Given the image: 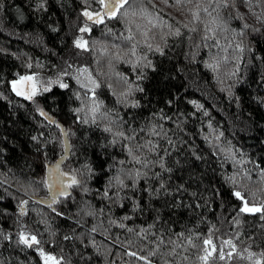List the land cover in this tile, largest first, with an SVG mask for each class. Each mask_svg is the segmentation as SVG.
<instances>
[{
	"label": "trees",
	"instance_id": "16d2710c",
	"mask_svg": "<svg viewBox=\"0 0 264 264\" xmlns=\"http://www.w3.org/2000/svg\"><path fill=\"white\" fill-rule=\"evenodd\" d=\"M129 3L137 9L143 5L154 16L159 13L149 35L164 47L163 53L143 44L135 56L125 52L131 42L125 39L123 19L96 23L83 15L85 7L98 11L93 0H0V264H43L35 247L19 242L21 228L37 234L45 251L63 256L62 264H147L131 253H152L153 264H205L202 257L210 251L206 239L216 246L209 264H255L264 255V213H241L226 179L233 173L241 179L247 170L253 177L248 187H256V165L264 166V31L249 28L236 35L232 29L244 20L237 17V8L217 9V0H191L179 9L162 0ZM247 3L236 0L247 23L261 28V5L255 4L253 13ZM204 5L228 27L217 28L215 37L202 42L204 20L210 19ZM197 6L201 19L193 21L188 8ZM135 19L149 24L146 16ZM85 22L91 31L81 33ZM169 24L180 26L181 34L165 37ZM81 35L89 48L74 43ZM237 40L246 46L239 59ZM115 45L126 57L143 55L155 67L144 59L135 64L117 60ZM85 64L100 82L95 99L102 101L105 115L95 123L76 119L91 107V90L75 79L77 68ZM61 72L67 73L60 79L69 87L53 84L44 90L48 78ZM32 73L41 91L29 100L12 91L11 81ZM38 107L48 115L42 116ZM57 119L73 125L67 161L82 185L77 194L69 189L68 196L58 198L59 211H54L35 199L47 194L36 157L51 162L63 153ZM105 124L127 136L136 130L135 136L112 144ZM129 143L137 155L142 151L150 162L163 158L165 166L134 164L124 147ZM134 167L148 175L142 174L134 188L118 187L116 174L131 185L128 172ZM109 180L111 199L101 195ZM118 192L120 199L114 195ZM21 200L28 201L24 213L19 211ZM249 252L256 256L249 259Z\"/></svg>",
	"mask_w": 264,
	"mask_h": 264
},
{
	"label": "snow or ice",
	"instance_id": "6c2138e0",
	"mask_svg": "<svg viewBox=\"0 0 264 264\" xmlns=\"http://www.w3.org/2000/svg\"><path fill=\"white\" fill-rule=\"evenodd\" d=\"M95 7L98 9V11H92L89 8L85 7L82 9L83 15L88 18L90 21H95L96 23H103L105 20L109 18H113L116 20L123 19L124 27L127 29L128 35L125 39L131 42V47L126 49L125 52H131L133 56L136 55L137 48L139 45H147L149 51L152 49H155L156 51L163 53L164 47L161 46V44H154L152 43L153 37L149 35V27L151 25H155L159 23L158 17L159 13H155V16L151 11H149L146 7L143 5L137 9L132 4L129 3V0H93ZM162 3L165 6H168L169 4L172 5L174 8H183L184 5H190L191 0H162ZM255 4L261 5V11L257 14V21L261 23V28H256L253 25H249L244 18V14H242L237 7L236 0H217L216 7L217 9L221 7H233L237 8V17L239 19L244 20V23L241 27L232 29L233 33H235L238 36H243L245 34V31L251 28L252 32H261L264 31V0H248L247 7L252 10L253 13H256ZM154 7H159V5H154ZM188 11L192 13V19L193 21H199L201 19V8L199 6L197 7H189ZM203 12L209 13V8L207 5L203 6ZM137 16H146L147 20L149 21V24L147 26H144L141 21H138L135 19ZM210 19L204 20V32L202 37L203 40H207L209 38L215 37L217 34V28H227L228 24L225 20L221 19L219 15L212 16L211 13H209ZM180 24H183V21L180 22ZM133 25H135V29L133 28ZM184 27H188V25L184 24ZM169 27L171 29L170 32L165 33V37L167 35H175L179 36L181 34L182 28L180 26H177L175 28H171V25L169 24ZM80 32L83 33L85 30L91 31V29L88 26V23L85 22V24L80 27ZM191 30H195V25H192ZM111 31V29H109ZM74 43L80 48V49H87L89 48L88 41L83 39V36H77ZM164 43H167V40H164ZM117 51L112 53V55L117 60H124L127 63L135 64L141 59H144L145 63L150 65L151 67H155L154 64H152L151 61L146 60V58L142 56H136L135 60H132L124 53L120 51V45H115ZM234 47L237 50V56L236 59H239L244 51H245V44L241 40H237ZM106 50V49H103ZM67 75V73L61 72L59 76L56 79H53L51 77L48 78V82L44 85V90L52 88L53 84H59L61 88H68L69 85L65 83L60 77ZM85 75L87 79H82L81 76ZM118 75H121L118 73ZM36 74L32 73L30 75L26 76H20L19 79H14L11 81V88L12 91L16 92L20 96H26L27 99L33 100V98L36 96V94L41 91L40 87V81L35 79ZM139 78V77H138ZM75 79L78 84H81L83 88L90 89V95L92 97L91 100V107L85 111L83 116L77 115V120H82L84 123H95V121L99 118V116L105 115V113L100 111V104L102 101H98L95 99L96 97V89L100 87V82L96 80L94 76H92L90 70L88 69V66L81 65L77 68L75 73ZM111 87V85H109ZM127 92H131V85L128 89H126ZM75 95L79 97L81 95L80 92H76ZM127 100V97H125ZM128 103H131L133 105L137 104L138 101L135 100H129ZM168 103H171V100L168 101ZM193 103H196L193 101ZM83 107V105H82ZM81 107H77L74 109L76 113L81 112ZM37 111L40 112L42 116H47L48 114L44 111L43 108H37ZM99 114V115H98ZM61 130L64 131L63 126L61 125ZM104 131L111 132L113 134V138L110 141L112 144H115L117 141V138H127L129 142L132 141L133 136H135L136 130H133L132 136H127L125 131H118L113 128L111 124H105ZM117 127H119L117 125ZM33 139H37V137H33ZM148 146V145H144ZM127 151V156L131 162L139 163L147 167L149 163H159L160 166L163 168L165 166V161L163 158H160L158 161L150 162L147 159L142 158L144 153L141 151V155H137L134 151V148L131 143L124 146ZM136 148H142L141 145H136ZM152 151H156L155 148H152ZM60 161H57L55 164H51L48 167V175L43 178L44 185L49 190V199L47 202H49L50 207L56 203L59 197L61 196H68L69 195V189L72 185H82V181L78 179V177L74 174V170L72 172L64 171L60 166ZM123 163V161H121ZM256 167L259 171V176L256 177V180L258 181V186L256 187H248V181H252L253 177L251 173H249L247 170H245L242 174L241 179H237V173H233L231 176L226 177V179L232 184V195L238 198V204L239 210L241 213H255V212H261L264 213V166H260L259 163H257ZM92 171L91 167L88 168V172L90 173ZM124 170L121 169V173ZM133 172L135 175L133 176ZM147 176L148 173L144 172L140 168H133L131 171L128 172V175L132 177V183L131 185H127L125 183V180L121 177V174H116L114 179L116 180L117 186L120 188L124 187H132L134 188L136 186L137 181L139 180L141 175ZM159 175V173H157ZM161 186H163V181H161ZM83 191L87 192L89 189L86 186H82ZM111 188V180L106 182L105 189L101 193L102 196L108 197L111 199V196L109 195V189ZM158 194V193H154ZM114 195L117 196V199H120V193H115ZM259 197L260 203L256 202V198ZM42 203L45 201H41ZM28 204V201L21 200L19 202V211L21 213H24L27 211L26 205ZM134 207H138V205L134 204ZM54 211H59L57 208H53ZM61 216L65 215L64 212H59ZM151 227V225L149 226ZM95 231V229H93ZM144 229H141V233L143 234ZM11 237H9L10 239ZM159 240H163V236L158 237ZM18 240L24 245H27L28 247H35L36 251L40 253L43 264H62V261L64 260L63 256L57 257L53 252L51 251H45L44 248L40 247V239L37 234L35 233H29L25 232L23 228L19 231L18 234ZM55 244V241H53ZM94 243V242H93ZM229 245L232 247L233 250H235V245L232 244L231 240L228 241ZM204 244L209 246V249L205 250V253L202 257V259L205 261V264H209L210 256L213 251L216 250V246L212 243L211 240L206 239L204 241ZM157 247L159 248L160 245L158 244ZM174 251V250H173ZM132 255L138 256L140 260L146 261L147 264H153V261L149 259V256L152 255V253L149 254V256H141L139 253H131ZM223 250H221V256H223ZM243 255V253H241ZM249 259H252L256 256L255 253L249 252ZM255 264H264V255H261L259 257L255 258Z\"/></svg>",
	"mask_w": 264,
	"mask_h": 264
},
{
	"label": "rangeland",
	"instance_id": "374dc122",
	"mask_svg": "<svg viewBox=\"0 0 264 264\" xmlns=\"http://www.w3.org/2000/svg\"><path fill=\"white\" fill-rule=\"evenodd\" d=\"M56 122L63 126V129H64V131L66 133V137H67V139H68V141L70 143V147H72V143H73V138H72L73 125L70 122H67L66 123V122H62L60 120L58 121V119H57ZM61 131L62 130L60 128H58L61 145L63 146V143H64V137L63 136L64 135L61 133ZM36 159L39 160L40 170H41L40 174L44 178V175H45V167H46V164L47 163L44 160V158H43L42 155H40V156L38 155L36 157ZM62 168H63L64 171H69V172H72L74 170V174L78 177V179L81 180L80 174L68 163V161H66L63 164ZM80 186L81 185H72V187L70 188V192H71L70 194L71 195L77 194L79 192ZM47 194H48V192H47ZM47 194H46V196H47ZM46 196H44V197H46ZM58 206H59V202L56 201V203L54 205H52L51 207L57 208Z\"/></svg>",
	"mask_w": 264,
	"mask_h": 264
},
{
	"label": "water",
	"instance_id": "95a60500",
	"mask_svg": "<svg viewBox=\"0 0 264 264\" xmlns=\"http://www.w3.org/2000/svg\"><path fill=\"white\" fill-rule=\"evenodd\" d=\"M61 133L64 135L63 136L64 137L63 153L61 155H59L55 160H53L51 162H46L47 164H46V167H45V175H44V177H46L48 175V167H49V165L55 164L57 161H60L61 162L60 166L62 168L63 164L68 160L69 151H70V143H69V141H68V139L66 137L65 131H61ZM47 192H48V194H47L46 197H42V198L35 197V199H37L38 201H45V202H43L44 204H49V202H47L48 199H49V190H48V188H47ZM61 197H63V196H61ZM61 197H59V198H61Z\"/></svg>",
	"mask_w": 264,
	"mask_h": 264
}]
</instances>
